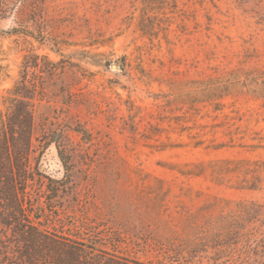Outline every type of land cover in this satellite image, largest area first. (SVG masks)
<instances>
[{
	"label": "rangeland",
	"instance_id": "374dc122",
	"mask_svg": "<svg viewBox=\"0 0 264 264\" xmlns=\"http://www.w3.org/2000/svg\"><path fill=\"white\" fill-rule=\"evenodd\" d=\"M11 1L0 121L31 115L52 209L120 234L139 264H264V0ZM242 203L263 209L231 225ZM223 224L230 247L186 250Z\"/></svg>",
	"mask_w": 264,
	"mask_h": 264
},
{
	"label": "trees",
	"instance_id": "16d2710c",
	"mask_svg": "<svg viewBox=\"0 0 264 264\" xmlns=\"http://www.w3.org/2000/svg\"><path fill=\"white\" fill-rule=\"evenodd\" d=\"M11 2L3 0L1 3L0 13L3 16L9 10ZM148 8L152 10L151 7ZM146 22V14H143L140 23L144 31L148 30ZM10 117L8 114L0 121V264H139L121 256L117 251L120 234L117 236L106 228L97 233L91 231L88 222L81 225V216L77 214L75 207L52 209L49 202L57 193L51 184L58 185L61 181L48 179L47 194L42 193L39 188H32L34 183L41 185L43 182L41 175L36 173L38 177H35V170H32L29 161L31 115L26 112L22 118L24 125H20L21 122L18 121L19 123H12L13 127ZM16 134L19 139V143L13 147L16 164L14 168L12 165L8 168L7 163L9 164L12 155L11 140ZM262 209L263 206L256 203H242L227 215L228 222H233L229 224L234 225L249 219L251 214L254 216V213ZM68 217L75 218L70 223L66 221L68 233L50 229L51 225L54 227L56 224H65L64 220ZM231 225L223 224L214 234L210 231L204 237L190 240L192 244L185 245L186 250H190L192 256L196 257L202 251L201 248L209 244H215V248L221 245L220 248L230 247L233 231ZM60 228L63 230L62 226ZM216 234L218 237H215Z\"/></svg>",
	"mask_w": 264,
	"mask_h": 264
}]
</instances>
